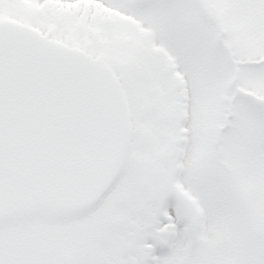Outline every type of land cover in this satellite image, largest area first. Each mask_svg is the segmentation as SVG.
Segmentation results:
<instances>
[{
	"label": "snow or ice",
	"instance_id": "6c2138e0",
	"mask_svg": "<svg viewBox=\"0 0 264 264\" xmlns=\"http://www.w3.org/2000/svg\"><path fill=\"white\" fill-rule=\"evenodd\" d=\"M0 264H264V0H0Z\"/></svg>",
	"mask_w": 264,
	"mask_h": 264
}]
</instances>
